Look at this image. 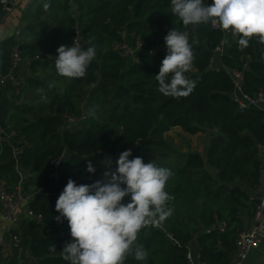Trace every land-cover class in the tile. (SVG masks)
Returning a JSON list of instances; mask_svg holds the SVG:
<instances>
[{"label":"trees","instance_id":"trees-1","mask_svg":"<svg viewBox=\"0 0 264 264\" xmlns=\"http://www.w3.org/2000/svg\"><path fill=\"white\" fill-rule=\"evenodd\" d=\"M45 3L50 5L47 10ZM4 14L0 4V21ZM21 19L20 34L0 42V72L15 73L18 81L0 85V102L4 88L21 90L14 117L22 127L20 137L30 145L17 155L12 146L5 147L0 179L13 191L24 181L21 168L29 172L24 190L38 188L28 204L42 219H24L19 227L21 247L36 258L35 264H68L61 250L73 238L67 220H55L58 196L69 178L78 185L103 179V161L115 158L125 146H133L135 156L145 163L173 172L165 189L171 216L138 234L137 243L144 245L147 259L129 256L125 264H191L188 255H193L194 242L200 261L232 264L244 230L242 211H254L257 201H250L244 187L259 189L264 154V109L239 111L233 98L237 88L233 72L242 74L246 94L264 92V45L258 38L241 51L239 37L215 30L210 23L183 25L171 12V0H32ZM173 28L189 32L195 55L186 75L196 86L181 98L161 94L155 79L166 55L164 37ZM76 39L82 49L94 45L97 56L85 77L68 79L55 70L57 48L72 46ZM227 40L231 45L225 53H217ZM158 43L161 50L156 54ZM123 44L132 49V56L124 55ZM15 49L21 55L19 72L13 64ZM43 53L46 59L39 58ZM29 60L30 67L23 68V61ZM218 60L223 68L215 67ZM42 69L54 70L56 82L68 81L79 92L70 91L69 85H61L59 91ZM42 95L48 102L41 101ZM93 106H98V118L88 115ZM82 114L86 128L66 129L69 117ZM176 126L191 134L205 129L215 134L203 154L181 152L164 136ZM52 159L60 160V166L50 164ZM89 161L95 173L87 172ZM123 202H130V197ZM223 222L225 231L220 230Z\"/></svg>","mask_w":264,"mask_h":264},{"label":"clouds","instance_id":"clouds-1","mask_svg":"<svg viewBox=\"0 0 264 264\" xmlns=\"http://www.w3.org/2000/svg\"><path fill=\"white\" fill-rule=\"evenodd\" d=\"M43 7L47 10L50 5L45 3ZM171 12L185 26L210 23L226 32L231 30L233 37H239L241 51L253 37L264 45V0H212L210 4L204 0H171ZM189 35L188 31L173 28L164 37L166 55L155 79L158 91L166 97H187L196 86L186 75L195 59ZM57 53L55 70L68 79L85 77L97 56L94 45L86 49L75 44L61 45ZM41 101L48 102L47 96L42 95ZM88 115L98 118V106L90 108ZM132 156L131 149L122 151L114 170L113 160L106 158L103 179L78 185L69 178L59 194L55 204L59 215L55 220H67L73 238L61 250L68 264H125L129 256L137 261L147 259L144 245L137 243L138 234L171 216L170 195L165 189L173 172L154 162L145 163L139 156L130 159ZM86 170L95 173L91 161ZM125 197H130V202L124 203ZM55 250L51 245L50 251Z\"/></svg>","mask_w":264,"mask_h":264},{"label":"built area","instance_id":"built-area-1","mask_svg":"<svg viewBox=\"0 0 264 264\" xmlns=\"http://www.w3.org/2000/svg\"><path fill=\"white\" fill-rule=\"evenodd\" d=\"M21 2L22 0H0V4L2 5L5 12L2 19H4L6 15L15 12ZM213 28L215 30H222L219 25L213 26ZM20 30L21 28L16 31V34L19 35ZM227 33H231V31L228 30ZM75 41V44L80 47L78 39H76ZM225 43V41L221 43V45L216 50L217 53H224ZM120 48L124 50L125 54L128 53V50L129 53H133L132 49L127 44L120 45ZM20 61V52L18 49H15L13 53V64L18 72L21 71V69H19ZM233 75L237 80V88L236 92L233 95V98L234 101L238 104L239 111L241 113H244L249 108L264 109V92L260 91L255 96L246 94L241 85L242 74L240 72H233ZM10 81L18 83L15 78V73H10L9 75L5 76L0 72L1 86L7 85V83ZM85 121V115H82L81 117H69L68 126L66 129L74 128L80 124L85 123ZM2 137V131L0 130V140H2ZM50 164L57 168L60 166V160L52 159L50 161ZM257 192V201L254 207L252 218L253 226L240 233L236 242V251L233 256L232 264H243L250 252L253 249L258 248L261 244V232L264 231V157L261 172V184ZM32 196L33 195H30L28 197L26 195L23 181L13 191H10L5 184H2L0 186V202L8 221L7 231L10 233V240L15 248L21 247L22 239L19 233L21 222L24 219H34L39 221L42 219V215L34 213L29 207L28 203L31 200ZM4 239V235L0 234V243H2ZM188 259L191 264H209L207 262L200 261L198 258L195 259L191 253L188 255ZM0 264L5 263L0 260Z\"/></svg>","mask_w":264,"mask_h":264},{"label":"crops","instance_id":"crops-1","mask_svg":"<svg viewBox=\"0 0 264 264\" xmlns=\"http://www.w3.org/2000/svg\"><path fill=\"white\" fill-rule=\"evenodd\" d=\"M21 3L15 12H13L12 14L6 15L4 19L0 21V37H2L0 38V42L8 38L9 36L13 35L14 33H16L18 29L22 28V24H21L22 16L21 15L19 16V13H21L19 8L23 9ZM26 5H28V2ZM12 16L16 17L17 22H18L17 25L13 24L12 21H9V18ZM227 45H231V43H229V40H227L225 43L224 53H225ZM248 59H250V57H248ZM23 63H24L23 68L25 64L27 67H30L31 61L30 60L27 62L23 61ZM214 65L217 68H223V65L221 64L220 60L215 61ZM24 71L25 70H23V72ZM20 93H21V90L18 88L15 89V91L8 90V89L6 90L5 88L3 90L4 97L2 99V102H0V130L2 131V135H3L2 140H0V156L4 154V149L6 146H12L14 155H17L23 150L24 145H27V146L30 145V143L26 140V138H24L23 136L20 137V134H21L20 131L22 127L16 125L15 123L16 117H14V115L16 114V112H18L16 108L20 105V102L16 101V96L20 95ZM182 128L183 127L181 126L173 127L170 131L166 133L167 135L165 138L168 141V138L171 137L172 136L171 134H173L174 132H178V133L182 132L183 134L182 137H184L185 140H188V142L191 143L190 145L194 147V149L190 148L188 150H184V152L198 151L199 153L203 154L205 147L210 144L211 139L215 134V133H211L209 129H205L204 131L191 134V133H188L187 131L184 132ZM125 147L129 148L130 146H125ZM263 151H264V148H263ZM263 157H264V154H263ZM18 171L22 174L24 178L23 183L25 185L26 184L25 180H27V178L29 177V172L21 168ZM2 184H4V181L0 179V186ZM244 189L250 195V201L253 202V200H257L258 192L255 188H249L246 186L244 187ZM36 192H38L37 186H33L32 188H30V190L25 191L28 197L30 195H33ZM252 213H253V208H251L248 211H244V212L242 211V216H243L242 218L244 220V225H243L244 230H247L253 226ZM7 227H8V221L6 219V215L4 213L2 204L0 202V234L4 235L5 237L4 241L0 243V260L5 264H32V257L30 256L28 251H26L22 247L15 248L13 246L10 240L11 239L10 233L7 231ZM225 229H226V224L223 222L220 224V230L225 231ZM221 250H224V248ZM192 253H193L194 258L197 259L198 258V246L195 242L192 245ZM263 262H264V231L261 232L260 246L256 249H253L250 252V254L248 255L247 259L243 262V264H263Z\"/></svg>","mask_w":264,"mask_h":264},{"label":"rangeland","instance_id":"rangeland-1","mask_svg":"<svg viewBox=\"0 0 264 264\" xmlns=\"http://www.w3.org/2000/svg\"><path fill=\"white\" fill-rule=\"evenodd\" d=\"M32 0H23L22 1V3H21V5H22V8L23 9H20L19 8V10L21 11V13H19V16L21 15L22 16V13L25 11V9H26V4H27V2H28V4L31 2ZM9 21H12L13 22V24H15V25H17L18 24V22H17V19H16V17L15 16H12V17H10L9 18ZM22 24V23H21ZM20 24V25H21ZM23 25V24H22ZM20 27V26H19ZM128 43V42H127ZM123 52H124V50H123ZM124 55H128V56H132V54L131 53H129V50H128V53L127 54H125L124 53ZM41 72L43 73V74H46L47 75V77H48V79H50L51 81H52V83H54V84H56L57 85V89L59 90V91H61L62 90V88H61V85H69V87L71 86V84L67 81V82H56L55 80L57 79V77H56V75H55V73H54V70H52V69H48V70H44V69H42L41 70ZM59 83V84H58ZM70 91H72L73 93H75V94H77L79 91H77L75 88H73V87H70ZM35 94H36V92H35ZM83 115V114H82ZM85 115V114H84ZM86 116V115H85ZM183 129V131L185 132L186 130L184 129V128H182ZM166 135L167 134H165L164 136L166 137ZM172 136L171 137H169L168 138V143L169 144H171L174 148H176L178 151H183L184 152V150H188V149H190V148H192V149H194V147H192L190 144V142H188V140H185V138L184 137H182V132H174L173 134H171ZM168 137V136H167ZM166 139V138H165ZM167 140V139H166ZM121 147V146H120ZM127 149H131L132 150V154H133V156L132 157H130V159L131 158H133L135 155H136V151H135V149H134V147H132V146H130L129 148L127 147H124V148H120L119 149V152H118V154L116 155V157L114 158V159H112L113 160V169H115V161H116V159L118 158V156H119V154L122 152V151H124V150H127Z\"/></svg>","mask_w":264,"mask_h":264},{"label":"water","instance_id":"water-1","mask_svg":"<svg viewBox=\"0 0 264 264\" xmlns=\"http://www.w3.org/2000/svg\"><path fill=\"white\" fill-rule=\"evenodd\" d=\"M160 50H161V47H160V44L158 43L153 52L158 54ZM39 58L40 59H46L47 58L46 53H43ZM247 69H249V67ZM86 127H87V124L83 123V124H80V125L76 126L75 129L76 130L77 129H84ZM75 129H73V131H75ZM145 142H147V141H145ZM142 143H144V141H139V144H142ZM220 248L223 249L222 246H220ZM35 263H36V258L34 256H32V264H35ZM263 264H264V262H263Z\"/></svg>","mask_w":264,"mask_h":264}]
</instances>
